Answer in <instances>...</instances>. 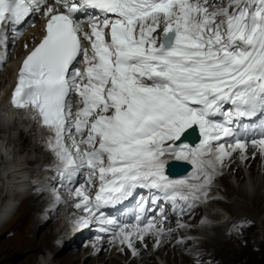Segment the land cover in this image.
<instances>
[{
	"label": "snow or ice",
	"instance_id": "snow-or-ice-1",
	"mask_svg": "<svg viewBox=\"0 0 264 264\" xmlns=\"http://www.w3.org/2000/svg\"><path fill=\"white\" fill-rule=\"evenodd\" d=\"M41 13L44 35L23 59L11 104L54 134V171L85 213L70 223L99 219L110 243L135 256L137 241L152 235L159 246L168 234L164 209L145 222L142 201L135 222L118 223L103 207L142 188L191 209L235 153L246 161L251 147L264 159V0H0V25ZM73 94L82 105L74 117ZM257 115L260 136L245 139L248 126L235 124ZM194 126L199 142H182ZM165 155L187 161L190 175L169 179ZM53 201H62L55 188Z\"/></svg>",
	"mask_w": 264,
	"mask_h": 264
},
{
	"label": "rangeland",
	"instance_id": "rangeland-1",
	"mask_svg": "<svg viewBox=\"0 0 264 264\" xmlns=\"http://www.w3.org/2000/svg\"><path fill=\"white\" fill-rule=\"evenodd\" d=\"M14 50L15 49H13V51ZM3 60L0 61V94H2L3 90L6 88V86H8L7 68L9 67V63L8 60ZM4 81H6V83H4ZM20 127L23 126H16V130L15 128H11L9 130L11 141H7V143L13 146L15 149L16 160L19 158V156L25 155L29 156L30 158H35L36 156L39 157L38 154H36L31 148H29L30 144L36 140L38 131H35V134H32L30 136L28 143L29 145L25 144L26 146H29L27 147L28 149L25 148L22 150L19 140L17 141V129ZM236 154L237 155L235 156V158H237V164H240V161H238V158H240V154L239 152H237ZM50 161H52V155L50 156ZM263 162L264 161L262 159L260 161V167L261 165H263ZM226 172L227 170H224V173ZM239 172L242 174V179H244L242 181V186L244 187L249 185V180L252 184L257 181V178L260 179V181L263 180V172L261 173L258 170L253 169V175H251V171L248 170L247 167H242V164H240ZM30 173L27 171L25 172V178H28L27 182L29 184H27V188L31 189L30 193L25 198L16 200L18 203L16 204L14 212L11 215L9 214V216L4 219V221L2 220V222H0V264H33V262L35 261L37 263L40 262L41 264H57L55 263V261H61L63 257H68L65 256V254H68V252L71 251L74 252L69 254H74L77 250L79 252H77L76 254L82 256V252L85 246L89 243L96 242V240L92 239L88 241V238H84L80 241L81 243L79 242L77 245L68 244L70 238L69 234H72L73 232H71V223H69L70 221L66 224L67 220L65 221L64 211L66 207L68 209L70 208L69 210L72 216V214L75 213L72 205H68L67 203L57 204L54 205V207L53 205L52 207L46 205L41 213L35 212V208L39 207L37 206V202L40 198L36 199L34 198V196L30 197L29 199L26 198L31 195V192H33V190L35 192L36 189H40L41 184L44 183L46 179L47 171H43V173H38L36 175L32 172L34 176ZM233 176L234 175H231L229 180L231 181V188L233 189V192H235V194H238L239 196L238 192L241 189V185H238L236 183ZM11 177H15L14 173H12ZM35 178L37 179V182ZM33 182L36 185H34ZM11 186L12 185L10 184L7 187L11 190ZM8 188L7 190H9ZM42 191L48 193L46 192V190ZM35 193L36 197L38 193ZM238 196L228 197L220 188H210V190H208L207 201L196 202L197 209L194 210L196 211L195 213H193L192 211L187 212L184 214V217H181L178 219V221H176V224L177 222H179L185 225V227L183 228H186L187 230H195L198 233L192 236L178 234V236L176 237L177 240L189 244L185 248V251L182 250L184 249L186 244L177 247L176 249L172 247L174 238L170 237L169 235H166L167 242L169 243L166 250L169 251V256H167V252L163 249L164 247H162L161 243L159 244V246L157 247V251L155 252H153V250L150 251L146 246V243L144 242L141 243L138 241L135 243V245L138 246L137 249H139L140 247L142 248V253L145 255V258L150 259L149 264H264V224L262 223L264 214L262 215L260 212L262 208L260 206V209L257 206L253 207L250 202H244L242 201L243 199H240ZM1 197L0 204L3 202L5 196L3 195V197ZM211 198H215V200ZM70 200L72 201L73 199ZM74 201L75 200H73V202ZM239 201L241 202L239 203ZM206 209H208L209 211H214L215 213L221 215V219L218 220L217 216H204L206 218L196 222L200 218V215L204 214ZM256 209H258L259 211L256 212ZM189 216L190 219H193V223L189 220ZM230 217L232 218V222H228L230 220ZM236 217H238L239 219H237ZM209 221H223L222 224L228 222L227 225L221 227L222 230L220 232V240H217V243H219L218 246L213 248L211 244L202 243L195 252H188V250L192 248L191 246L194 244L193 242L195 240H203L204 238H207L209 236H214V233L212 234L213 231L210 230V226L206 228L204 227V225ZM238 221H242V223L245 224V227L243 225L241 226ZM64 222L65 227L62 229L61 227ZM211 223L212 225H215L213 224V222ZM51 225L55 226V230L57 228V231L55 233H57L59 230L60 231L56 235L55 239L53 237L54 234L43 238V235L45 236V234H48L45 232ZM179 229L183 230L182 228ZM169 230L172 229L165 230V232L167 233L169 232ZM177 232H179V230ZM169 233H172V231H170ZM180 236H182L181 239L179 238ZM48 240L52 243V245L47 248L46 242ZM105 240H107V243L105 245L106 250H102V252L100 253V256H102L103 254L105 255L104 261L98 263V261L95 260L93 261V263L87 262L85 264H102L105 261L109 263L110 260L113 259L112 256L116 257L120 253L122 254V256H125V253H131V250L127 249L125 246H122L118 243H110L109 238H106ZM152 241H154L153 238L148 239V243H150L152 248L155 249L156 241L153 243ZM31 248L33 250H31ZM121 248H123L124 250L122 251ZM109 254L110 257H112L110 259L107 258ZM130 255L132 262H135L134 264H143V261H141V257L139 256V254L133 256L131 253ZM151 255L152 259L150 258ZM85 258L86 256L83 255V258L81 260H84ZM74 264L78 263L75 262Z\"/></svg>",
	"mask_w": 264,
	"mask_h": 264
},
{
	"label": "bare ground",
	"instance_id": "bare-ground-1",
	"mask_svg": "<svg viewBox=\"0 0 264 264\" xmlns=\"http://www.w3.org/2000/svg\"><path fill=\"white\" fill-rule=\"evenodd\" d=\"M28 20H32V24L29 28H27V27L24 28L27 25ZM28 20L20 28L16 29L17 32H20L18 34H16L10 28H7L5 26L0 30V61H2L3 59H6V60H8V63H9V67L7 68V73H8L7 83H9L11 81V72L14 68L13 62H15L17 59H19L26 52V49L30 45H32L34 42H36L37 39L40 37V35L43 34V22L45 21V18L43 17L42 13L39 15H32V16H30V18ZM33 21H34V23H33ZM21 28H24V29L20 30ZM4 33H7V35L5 36ZM25 44L28 45L27 48L24 47ZM13 49H15V50L13 51ZM4 83H6V81H4ZM0 84H1V82H0ZM11 90H12V88H11ZM11 90H10V92H11ZM6 92H7V89L5 88L2 92V94H0V110H2L4 108V104L6 102ZM20 117H22V115ZM20 120L21 121L18 124H21V126H23V127H20L19 130L17 129L18 130L17 141L19 140L21 148L23 150V149L29 147V146H26L25 144L29 143V138L32 134H35V131H37V127L29 119L26 120L24 118V119H20ZM15 130H16V128H15ZM2 132H4V131H2V129L0 128V133H2ZM39 132L41 135H44L47 138L52 136V134L48 133V131L40 130ZM9 135H10V131H9ZM41 135L38 134L36 136L37 139L34 142H32L30 144V147H29L36 154H38L39 157L36 156L35 158H30L27 155L19 156V158L14 162V165L10 169L9 175L7 177V181L0 179V196H2L4 193L7 195L4 197L3 202L0 204V222H2V220L4 221V219H6L9 216V214L11 215L14 212L16 204L18 203L16 200L19 199L15 196L14 192H20V191H23L27 188V184H28L27 179L28 178H25L26 177L25 176L26 171L29 173L31 172L30 174H32V172H33L35 175L38 173H43V171H47V176H46L47 181L45 179L46 182L44 181V183L41 184L40 189L35 190V192L38 193L37 196L35 197L36 193L33 190V192H31V195L26 198V199H29L30 197H33V196L36 199L40 198L39 201L37 202V206H39V207H36V206H35L36 208L34 207L36 210L35 211L36 213H41L43 208L46 205H49L50 207H52V205H53V207H54V205H57V204L67 203L68 205H72L74 203L73 200L71 201L70 198L68 197V193L62 187V184L59 181L57 174L52 167V166L56 165L58 161H57L55 155L52 156V158H53L52 162L50 161V154L51 153H49V149L47 148V141ZM10 137L11 136H9L8 141H11ZM38 140H42L43 142L38 143L37 142ZM26 151H28V150H26ZM254 151L255 150L251 149V147H250L248 152H247L248 159L246 161H241V159L238 158L239 159L238 161H240V164H242V167H244V168L247 167V169L251 171V175H253V173H252L253 169L258 170L261 173L263 172V180L262 181H260V179L257 178V181L254 184H252L249 180L248 186H245V187L242 186V184H243L242 181L244 179H242V174L239 172L240 171V164H237V158H235V156L237 154L235 153L229 160L225 161V166L222 169H220L221 174L215 177V179L213 180V184L210 188H214V187H216L218 189L220 188L228 197L238 196V194H235V192H233V189L231 188V184H230L231 181H229L230 176L234 175L233 178L236 181V183L238 185H241V187L239 186L241 189L238 192L239 193L238 197L240 199H243L242 201H244V202L245 201L250 202V204H252L253 207H255V206L259 207L260 206L262 208L260 210V212L263 215L264 214V170H263L264 169V162H263V165H261V167H260V161L262 160V158L257 153L255 155V158L253 159L252 157H253ZM263 161H264V159H263ZM224 170H227V172L224 173ZM12 173H14L15 177H11ZM36 182H37V179H36ZM10 184L12 185L11 190L7 187ZM33 184H34V182H33ZM34 185H36V184H34ZM249 186H251L253 190L249 191L248 190ZM253 186H254V188H253ZM13 187H14V189H13ZM7 188L9 190H7ZM53 188H55V190H57V192L62 197V201L60 203H54V201H53ZM210 188H209V190H210ZM27 189H29V188H27ZM30 190H29V193H30ZM42 190H46V192H48V193H45ZM9 191H10V195H9ZM243 192H245V193H243ZM211 199L215 200V198H211ZM240 202L241 201H239V203ZM73 205H72V208L74 209L75 213H73L72 216H71V213L69 210L70 208L69 209L67 207L65 208L64 215H65V221L67 220L66 224L70 220L74 219L75 217H78V216H76V212H80V210L75 209ZM245 206H247V205H245ZM260 207H259V209H260ZM196 209H197V207H195L192 210V212L195 213L196 211H194V210H196ZM257 211H259V210L256 209V212ZM182 215H184V214H182ZM204 216H206V217L217 216L218 220L221 219V215L215 213L214 211H209L208 209H206L204 214H201L200 218L196 222L201 221L202 219L206 218ZM236 218L239 219L238 217H236ZM189 220L192 222L193 219H190V216H189ZM211 222H213V224H215V225H212ZM222 222L209 221L208 223H206L204 225V227L206 228V227L210 226V228H211L210 230L213 231L212 234L214 233V236L213 237L209 236L207 238H204L203 240H200V239L195 240L193 242L194 244L191 246L192 248H190L188 250V252L189 251L195 252L196 249L202 243L211 244L213 248L218 246L219 243H217V240H220V232L222 230L221 227L227 225L228 222H232V218L230 217V220L228 222H225L223 224H222ZM238 222L240 223L241 226L243 225L245 227V224H243L242 221H238ZM262 223L264 224V217L262 218ZM72 224L73 223H71L70 227H71V232H73V233L69 234L70 238H69L68 244L69 245H77L81 240H83L84 238L89 236L88 232L90 230L86 231L88 227L80 228V227H77V226L72 225ZM176 225H177L176 223H169V224H165L163 226H164L165 230L172 229L171 230L172 233L167 232L168 233L167 235L174 238V242L172 244V247H174L176 249L177 247H180V246H183L186 244L184 249L182 250V251H185V248L189 244L177 240L176 237L178 236V234H185V235H191L192 236V235H196L198 233L195 230H187L186 228H182L184 231L180 230L179 228L176 227ZM64 227H65V222L61 228L63 229ZM178 230H179V232H177ZM56 231H57V228L55 230V226L51 225L50 227H48V230H46V232H45L48 234H45V236L43 235V238L54 234L53 237L55 239L56 235L58 234V232L60 230L57 233H55ZM149 238H153L154 241H152V243L156 241L155 236L148 235L145 238L144 243H146V246L149 248L150 251H152V250H153V252L157 251L158 246H156V248L153 249L152 246L150 245V243H148ZM179 238L181 239L182 236H180ZM90 240H92V238H88V241H90ZM106 241L107 240H105V239H101V241H99L98 244L96 242H92V243L87 244L85 246L83 252H82V256H79L78 254H76L77 252H79L78 250L75 251L76 253H74V254H69V253H72L74 251L68 252V254H65V256H68V257H63L61 261L57 260V261H55V263H57V264H74L75 262H77L78 264H80V263L85 264L87 262L93 263V261H95V260H97L98 263H100V262L104 261V259H105V255L103 254L102 256H100V253L102 252V250L103 251L106 250V247H105V245L107 243ZM223 241H225V240H223ZM94 244L96 245L95 247H93ZM161 244H162V247H164L163 249L167 252V256H169V253H168L169 251L166 250L168 248V244H169L167 242L166 235L161 237ZM51 245H52V243L48 240L46 242L47 248L50 247ZM135 248L137 249L138 246L135 245ZM51 249H53V248H51ZM97 249H99V250H97ZM205 249H206V247H205ZM31 250H33V249L31 248ZM137 251H138L137 253L141 257V261H143V264H149L150 259L145 258V255L142 253L143 252L142 248L140 247L139 249H137ZM130 254L127 252V253H125V256H122V254L120 253L116 257L112 256L113 259L110 260L109 263L105 261L102 264H121V263L134 264L135 262H132ZM83 255H85L86 258L84 260H81L83 258ZM112 257H110V254H109L107 258L110 259ZM150 258L152 259V255ZM33 264H41V263L40 262L37 263L35 261V262H33ZM170 264H172V263H170Z\"/></svg>",
	"mask_w": 264,
	"mask_h": 264
},
{
	"label": "clouds",
	"instance_id": "clouds-1",
	"mask_svg": "<svg viewBox=\"0 0 264 264\" xmlns=\"http://www.w3.org/2000/svg\"><path fill=\"white\" fill-rule=\"evenodd\" d=\"M15 109L16 108L5 106L2 110H0V128L4 129V132L0 133V179L5 181H7L10 169L16 160L14 147L7 143L9 138V130L11 129L14 120L24 118L36 121L39 120V116L33 109H25L23 117H18ZM37 142L41 143L43 141L38 140ZM56 166H58V162Z\"/></svg>",
	"mask_w": 264,
	"mask_h": 264
},
{
	"label": "water",
	"instance_id": "water-1",
	"mask_svg": "<svg viewBox=\"0 0 264 264\" xmlns=\"http://www.w3.org/2000/svg\"><path fill=\"white\" fill-rule=\"evenodd\" d=\"M174 164H175V165H172V166H171L172 169H175V166H176V165H177V168H178V167H181V166H180L181 164H179V163H174ZM172 169H170L171 172H172Z\"/></svg>",
	"mask_w": 264,
	"mask_h": 264
}]
</instances>
